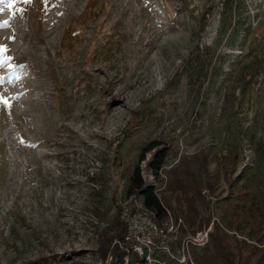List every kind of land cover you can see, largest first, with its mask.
<instances>
[{
    "label": "rangeland",
    "instance_id": "1",
    "mask_svg": "<svg viewBox=\"0 0 264 264\" xmlns=\"http://www.w3.org/2000/svg\"><path fill=\"white\" fill-rule=\"evenodd\" d=\"M153 141L168 157L142 174L186 234L264 247V0H0V264L115 247L124 264L125 189Z\"/></svg>",
    "mask_w": 264,
    "mask_h": 264
},
{
    "label": "trees",
    "instance_id": "2",
    "mask_svg": "<svg viewBox=\"0 0 264 264\" xmlns=\"http://www.w3.org/2000/svg\"><path fill=\"white\" fill-rule=\"evenodd\" d=\"M160 144L161 143L153 141L144 148L145 150L141 153L138 163L134 166L128 177V183L125 189L127 196L136 194L141 197L146 208L154 213L156 220L159 222L167 217V209L170 208V203L166 205L159 196L155 185L150 184L146 180L142 174L140 163L147 159V153L153 152L151 158L147 159L146 167L152 174L159 176L168 157V151L165 147H159ZM184 192L186 194L184 199L182 201L178 199V201L186 202L189 206L185 209L190 210L192 209V204L198 201L199 193H197V191H191L189 187L188 190H184ZM182 212L184 211L182 210ZM185 215L187 217L192 214L188 212ZM188 220L190 221L187 217V221ZM193 222L194 219L191 220V223ZM112 224L113 227L111 228L113 229L115 227L116 231L114 234L109 235L108 231L105 230L104 243L109 244L114 237L122 238L125 235L126 225L124 221L116 218ZM248 236L254 241L262 243V236L257 235V227L251 228L248 231ZM203 248L204 252L202 255L194 252L198 264H264V247H259L258 244L255 243H249L246 238L242 240L237 239L223 229L218 223L214 224V231L211 232L210 242ZM112 251H114V264L122 262L123 250L115 247Z\"/></svg>",
    "mask_w": 264,
    "mask_h": 264
},
{
    "label": "built area",
    "instance_id": "3",
    "mask_svg": "<svg viewBox=\"0 0 264 264\" xmlns=\"http://www.w3.org/2000/svg\"><path fill=\"white\" fill-rule=\"evenodd\" d=\"M167 210V217L159 222L141 197L131 194L125 198L122 218L127 223L129 253L124 256V264H198L194 247L209 242L211 229L186 234L183 219L175 220ZM113 259L110 254L106 264Z\"/></svg>",
    "mask_w": 264,
    "mask_h": 264
}]
</instances>
